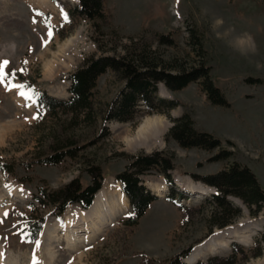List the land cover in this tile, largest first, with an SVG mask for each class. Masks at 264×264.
I'll return each instance as SVG.
<instances>
[{
	"label": "rangeland",
	"instance_id": "rangeland-1",
	"mask_svg": "<svg viewBox=\"0 0 264 264\" xmlns=\"http://www.w3.org/2000/svg\"><path fill=\"white\" fill-rule=\"evenodd\" d=\"M32 1L0 0V64L9 62L7 77L0 83V264H166L187 252L186 262L196 248L227 233L231 238L223 247L194 262L225 257L235 243L247 256L242 264H264V247L260 257H249L264 230V208L253 217L238 198L229 197L241 214L224 229L211 227L208 198L216 190L199 180L238 164L254 175L264 192V0H102L104 18L93 21L76 14L78 0H42L44 9ZM126 48L151 52L172 73L189 72L201 64L209 67V78L228 105H214L201 86L202 79L177 91L159 83L158 97L177 101L175 108L165 115L148 113L140 104L134 120L108 122L109 135L101 139L100 118L96 125L81 121L72 125L69 115H44L33 97L19 95L33 86L35 91L66 100L67 76L85 58L120 57ZM50 65L55 68L48 72ZM9 80L26 87L9 90ZM123 85L111 70L99 76L91 99L94 116H101L100 110ZM184 115L194 130L211 135L220 146L184 149L169 138L173 120ZM147 120L160 122L163 128L157 142L149 149H128L127 139H133ZM67 150L75 157L56 165L43 163ZM154 151L173 156L171 179L175 191L187 200L176 195V202L168 201L163 176L150 171L142 182L159 197L136 226H127L131 207L115 176L129 157ZM223 151L230 155L214 159ZM93 166L101 169V189L107 184L109 194L122 198L126 209L101 233L91 237L84 230L80 214L88 209L72 205L58 216L51 207L31 206L40 189L55 191L75 179L82 187L89 185L88 171ZM190 187L200 188V193ZM36 223L41 231L32 241ZM73 229L77 234L71 233ZM243 236L246 242L240 243Z\"/></svg>",
	"mask_w": 264,
	"mask_h": 264
},
{
	"label": "trees",
	"instance_id": "trees-1",
	"mask_svg": "<svg viewBox=\"0 0 264 264\" xmlns=\"http://www.w3.org/2000/svg\"><path fill=\"white\" fill-rule=\"evenodd\" d=\"M52 1L57 2V0ZM74 11L79 17L89 21H93L95 18H104L102 0H79V5L74 8ZM107 70L113 71L124 81V85L105 109L100 110L101 116L98 117L93 114L91 99L97 87V79ZM209 72L210 68L201 64L197 69L189 72L172 73L170 69L162 68L151 56V52H130L126 48L120 57L90 56L85 58L81 65L67 76L69 97L66 100L54 98L45 91H35L33 86L26 89L37 101L45 113L44 115L52 117H58L61 114L69 115L72 125L77 121L96 125L100 118L102 123L99 133L102 139L109 135L106 125L108 122L126 123L134 120L139 113L140 104L145 105L148 113L165 115L175 108L178 105L177 101L158 97L157 84L159 83L163 84L167 90L177 91L186 87L190 82L202 79L201 86L209 100L214 105L227 106L224 96L210 80ZM167 136L184 149L212 150L220 146L219 140L211 135L198 133L194 130L187 115L173 120V125ZM229 155V152L223 151L220 156L214 159L227 158ZM67 157H75V153L69 150L61 151L43 160V163L56 165ZM172 157L163 151L140 153L129 157V163L124 170L116 174L115 181L120 184L121 191L131 207V216L125 221V225L136 226L150 204L157 200V197L144 186L141 179L150 171L156 170L163 176L169 189V193L166 195L168 201L176 202V195L180 199H187L184 198L183 193L175 191L170 174V171L173 170ZM2 171L7 172L5 169ZM88 173L90 176L89 185L82 187L79 180L75 179L55 191L40 189L38 194L33 197L31 206L34 203L41 207H51L58 216H61L72 205L83 210L88 209L94 195L101 189L103 181L100 167L93 166L89 168ZM199 180L217 191L216 194H212L208 198V203L212 208L209 218L211 227L224 229L241 214V208L233 206L228 200L229 197L238 198L247 208L249 215L253 217L264 208V192L260 189L254 175L245 167L233 164L227 170L204 176ZM178 205L183 208L179 203ZM31 230V240L34 241L41 231V226L39 223L33 224ZM232 245L234 250L229 255L209 257L206 261H196L194 264H242L241 261L247 257L244 250L235 243ZM262 247H264V230L260 234V239L255 241L249 257H260ZM187 255V252L177 254L166 264H186L182 259Z\"/></svg>",
	"mask_w": 264,
	"mask_h": 264
},
{
	"label": "bare ground",
	"instance_id": "bare-ground-1",
	"mask_svg": "<svg viewBox=\"0 0 264 264\" xmlns=\"http://www.w3.org/2000/svg\"><path fill=\"white\" fill-rule=\"evenodd\" d=\"M31 4L41 9L45 8V3L42 0H33ZM242 44H244L245 47L248 46L247 43ZM52 65H50V67L48 68V72L55 68ZM159 123L160 122L151 120L145 121L138 128L136 136L133 139H127L126 145L128 149L134 150L138 147H145V149L151 148L153 144L157 142V136L159 137V135L163 131V128ZM189 190L192 192L195 190V193H200L198 191L200 190V188L195 189L194 187H190ZM158 191H160V189H158ZM96 194L88 210L80 214V217L85 224L84 230L89 233L91 237H94L97 234L101 233L103 229H105V227L114 224L125 213L126 210L124 200L122 198L109 194L107 184H105L104 187H102V189ZM157 196L159 195L157 194ZM77 232L78 231L74 229L71 231V233L73 234H77ZM229 238H231V234L227 233L210 240L204 246L196 248L186 259V262L192 263L195 259L205 255L206 253L220 249L221 247H223V242ZM239 238L240 243L246 242L244 236L242 238ZM69 240L74 239L69 238Z\"/></svg>",
	"mask_w": 264,
	"mask_h": 264
},
{
	"label": "snow or ice",
	"instance_id": "snow-or-ice-1",
	"mask_svg": "<svg viewBox=\"0 0 264 264\" xmlns=\"http://www.w3.org/2000/svg\"><path fill=\"white\" fill-rule=\"evenodd\" d=\"M33 22L35 23L36 21L34 20ZM48 35H49V37H51L52 36V32L49 31ZM8 63H9L8 61H3V63L0 64V83H4V81H5L6 77H7V73L5 72V66H7ZM25 63H27V62H25ZM21 71H23V70H21ZM11 75L13 77H15L16 73L13 71ZM8 85H9V90H11V88L24 89L26 87L23 84H20V85L12 84L11 80L8 81ZM19 95L25 97L26 99H32V96L26 91H20ZM34 118H39V117H34ZM4 215L7 216L8 213H5ZM36 244H37V247H39V241H37Z\"/></svg>",
	"mask_w": 264,
	"mask_h": 264
}]
</instances>
